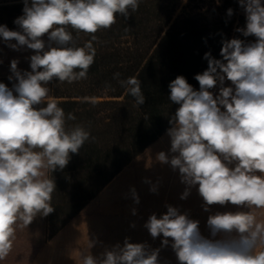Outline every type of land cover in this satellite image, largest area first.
Segmentation results:
<instances>
[{"label": "clouds", "instance_id": "9594fccd", "mask_svg": "<svg viewBox=\"0 0 264 264\" xmlns=\"http://www.w3.org/2000/svg\"><path fill=\"white\" fill-rule=\"evenodd\" d=\"M140 3L24 0L23 15L14 21L19 30L0 25V38L8 47L26 46L35 53L30 57L31 71H21L13 59L8 79L15 83L11 88L0 83V261L12 252L18 229L55 211L51 201L56 184L48 174L63 170L71 154H79L90 139L83 125L67 126L75 116L66 117L59 102L49 96V82L87 79L96 56L95 34L110 29L118 15L129 17ZM239 5L246 26L236 31L254 41L223 40L222 59L205 53L208 68L195 76L199 90L184 76L168 85V98L178 107L167 130L170 149L160 151L156 160L179 171L186 185L180 199H187L198 186L204 211L229 203L240 209L209 215L211 236L224 234L221 239L202 236L199 221L171 205L159 218L152 214L144 227L154 239L162 235V247L170 244L179 264H264V220L253 211L264 209V0H239ZM73 32L91 39L79 46ZM119 77L115 73L113 78L134 97L136 106L144 105L141 81ZM226 81L231 86H225ZM83 100L97 102L95 97ZM150 191L156 192L157 186ZM130 193L139 204L135 188ZM132 212L135 215L136 209ZM94 245L90 241L89 248ZM159 253V248L126 238L123 245L106 248L99 256L89 251L80 259L81 264H160Z\"/></svg>", "mask_w": 264, "mask_h": 264}, {"label": "trees", "instance_id": "16d2710c", "mask_svg": "<svg viewBox=\"0 0 264 264\" xmlns=\"http://www.w3.org/2000/svg\"><path fill=\"white\" fill-rule=\"evenodd\" d=\"M23 8L24 1L0 5V25L18 31L14 21L23 15ZM245 26L239 0H141L129 17L118 15L110 29L98 31L87 79L71 84L53 80L49 92L66 117L75 116L67 126L83 125L90 139L79 154H71L63 170L48 174L56 184L51 201L55 211L18 229L12 252L0 264L33 262L48 240L171 127L178 105L168 98L170 82L184 76L199 90L195 76L208 68L205 53L222 59L223 40L254 41L236 31ZM73 36L79 46L91 39L84 33ZM31 51L26 46L14 50L0 38V61L31 57ZM115 73H120V80L135 76L141 81L144 105L136 106L134 97L113 78ZM84 97H95L97 102H85Z\"/></svg>", "mask_w": 264, "mask_h": 264}, {"label": "crops", "instance_id": "0c3cea01", "mask_svg": "<svg viewBox=\"0 0 264 264\" xmlns=\"http://www.w3.org/2000/svg\"><path fill=\"white\" fill-rule=\"evenodd\" d=\"M225 86H231L230 81ZM218 94V87L212 90ZM170 149L167 131L128 163L74 218L48 240L38 251L32 264L48 260V264H81V254L89 251L99 256L106 248L117 243L123 245L126 238L132 243H146L150 249H160V264H179L169 244L162 247V235L152 238L144 227L152 214L159 218L167 212L166 205L187 213L190 219L199 221L201 235L208 239H221L224 234L212 237L207 227L209 215L216 212L237 211L230 203L225 206H209L204 211V201L198 186L191 189L187 199H180L186 185L181 182L178 170L156 160L160 151ZM149 181V182H145ZM157 186V191L150 187ZM135 188L139 204L134 203L130 189ZM136 209L133 215L132 210ZM247 210V209H245ZM257 218L264 220V209L256 210ZM134 225V226H133ZM171 239V238H169ZM90 241H95L89 248Z\"/></svg>", "mask_w": 264, "mask_h": 264}, {"label": "rangeland", "instance_id": "374dc122", "mask_svg": "<svg viewBox=\"0 0 264 264\" xmlns=\"http://www.w3.org/2000/svg\"><path fill=\"white\" fill-rule=\"evenodd\" d=\"M22 1H24V0H0V5L10 4V3L12 4V3L22 2ZM29 1H31V0H29ZM240 13H242V15L246 16L245 12L241 8V6H240ZM45 39H46V37H45ZM31 52L34 53V50L31 51ZM12 60H4V61L2 60V61H0V83L6 84L9 88H11L13 86V84L15 83L14 80H9L8 79L9 76L12 75V73L10 71V64H11ZM16 60L19 61L18 65H17L18 69H20L21 71H31V68H30V57L20 58V59L16 58ZM48 87L50 88V82L48 84ZM30 264H32V262ZM38 264H48V260H45V261L40 262Z\"/></svg>", "mask_w": 264, "mask_h": 264}]
</instances>
